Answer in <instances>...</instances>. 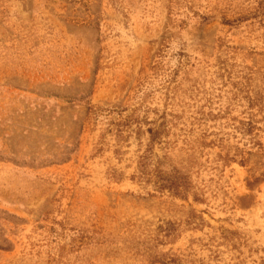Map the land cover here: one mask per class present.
I'll list each match as a JSON object with an SVG mask.
<instances>
[{"label": "rangeland", "instance_id": "obj_1", "mask_svg": "<svg viewBox=\"0 0 264 264\" xmlns=\"http://www.w3.org/2000/svg\"><path fill=\"white\" fill-rule=\"evenodd\" d=\"M0 264H264V0H0Z\"/></svg>", "mask_w": 264, "mask_h": 264}]
</instances>
